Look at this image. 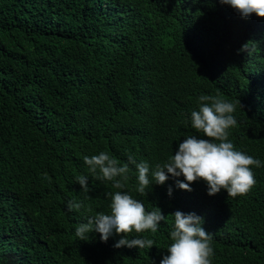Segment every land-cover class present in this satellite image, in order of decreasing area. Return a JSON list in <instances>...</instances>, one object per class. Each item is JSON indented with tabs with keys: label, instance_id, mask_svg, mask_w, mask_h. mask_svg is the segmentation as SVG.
<instances>
[{
	"label": "trees",
	"instance_id": "1",
	"mask_svg": "<svg viewBox=\"0 0 264 264\" xmlns=\"http://www.w3.org/2000/svg\"><path fill=\"white\" fill-rule=\"evenodd\" d=\"M200 94L235 104L229 139L264 161V17L220 0H0V264H159L177 209L203 217L213 264H264V167L233 197L208 195L202 179L191 191L169 179L141 194L130 165L123 190L165 219L129 239L156 244L116 248L123 233L74 234L85 213L67 212L66 201L108 212L106 193L117 190L84 155L164 162L186 136H204L190 122Z\"/></svg>",
	"mask_w": 264,
	"mask_h": 264
},
{
	"label": "clouds",
	"instance_id": "2",
	"mask_svg": "<svg viewBox=\"0 0 264 264\" xmlns=\"http://www.w3.org/2000/svg\"><path fill=\"white\" fill-rule=\"evenodd\" d=\"M220 3L230 6L244 18L253 13L257 17H264V0H220ZM197 101L198 109L191 111L190 122L191 127L204 136H186L178 143L175 153L164 162H157L153 166L148 160L137 161L133 154H129L127 161L121 163L104 150L84 155L88 172L98 180L111 182L117 190L106 193L110 197L108 212L88 215L92 208L83 199L66 201L67 212L84 210V220L74 228L79 240H88L92 232L99 233L101 241H107L114 233H123L115 241L114 247L149 249L156 244L154 239L140 235L129 239L128 234L133 232L139 234L147 230L156 233L165 219L159 207L146 210L142 200L134 197L130 191L123 190L133 171L130 165L135 170V191L141 194H146L153 183L164 184L169 179H174L176 187L187 191H191V182L202 179L206 183L208 195H214L221 189L233 197L250 191L256 183L253 167H264V161L237 148L229 139L231 128L238 123L234 115L235 104L210 94H200ZM181 176L183 179H179ZM88 181L89 175L76 177L86 197L90 191ZM171 193L172 187L169 186L168 195ZM172 216L173 224L168 233L170 242L159 264H213V237L202 226L203 217L179 209ZM151 262L156 264L154 260Z\"/></svg>",
	"mask_w": 264,
	"mask_h": 264
}]
</instances>
